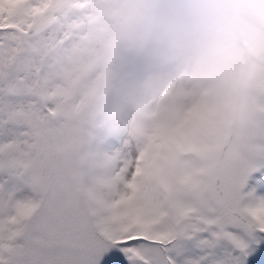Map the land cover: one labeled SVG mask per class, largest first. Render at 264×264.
Returning <instances> with one entry per match:
<instances>
[{
	"label": "snow or ice",
	"instance_id": "1",
	"mask_svg": "<svg viewBox=\"0 0 264 264\" xmlns=\"http://www.w3.org/2000/svg\"><path fill=\"white\" fill-rule=\"evenodd\" d=\"M59 2L0 0V264H264V127L165 229L133 205L135 183L115 201L96 194L41 99L39 34ZM202 93L206 105L212 92Z\"/></svg>",
	"mask_w": 264,
	"mask_h": 264
},
{
	"label": "rangeland",
	"instance_id": "2",
	"mask_svg": "<svg viewBox=\"0 0 264 264\" xmlns=\"http://www.w3.org/2000/svg\"><path fill=\"white\" fill-rule=\"evenodd\" d=\"M53 7L55 10L46 21L47 35L39 34V43L44 76L48 79L50 69L55 71L53 74L57 72L60 87L52 89L45 84L41 99L45 108L52 105L47 112L48 126L64 151L76 155L73 135L82 139L85 149L91 145L87 159L84 155L88 164L83 166V171L101 199L111 202L127 195L118 185L108 191L102 189L97 167L99 160L105 161L126 143L130 145L127 131L131 127L140 129L132 142L137 149L152 145L166 163L167 152L178 153L186 161H209L203 183L224 162L243 158L253 151L264 127V79L252 81L234 92L212 93L206 105L199 104L202 92L169 91L160 99L145 100L126 87L132 57L119 41L110 18L109 0H60ZM33 22L29 18L22 27ZM143 112L150 122L147 131L141 129ZM227 119L230 122L225 127ZM187 134H193L192 144L184 140ZM208 144L216 147L214 155ZM141 153L140 149L138 156ZM149 156L150 153H143L138 160L127 159L117 171L124 170L135 178L134 191L146 189L153 193V204L155 210L159 207L160 218L166 215L172 219L177 214L173 188L157 184L156 177H160L155 174L151 186L141 178L148 174L144 160L147 163ZM134 164H137L135 169ZM166 172L164 167L158 168L163 178ZM170 173L171 177L179 176V167L173 163ZM114 175L110 178L117 181ZM142 204L140 200L134 206ZM144 216L152 223L151 217Z\"/></svg>",
	"mask_w": 264,
	"mask_h": 264
},
{
	"label": "clouds",
	"instance_id": "3",
	"mask_svg": "<svg viewBox=\"0 0 264 264\" xmlns=\"http://www.w3.org/2000/svg\"><path fill=\"white\" fill-rule=\"evenodd\" d=\"M132 57L127 89L229 93L264 79V0H109Z\"/></svg>",
	"mask_w": 264,
	"mask_h": 264
},
{
	"label": "bare ground",
	"instance_id": "4",
	"mask_svg": "<svg viewBox=\"0 0 264 264\" xmlns=\"http://www.w3.org/2000/svg\"><path fill=\"white\" fill-rule=\"evenodd\" d=\"M49 72L51 73L48 74V79L46 83L47 87L52 89H56L60 87L57 78L58 77L57 72L53 74V72L55 71L52 72V69H50ZM142 115L145 116L142 119L141 129L147 131L150 122L144 112L142 113ZM227 120L228 121H225L224 123L225 127L228 126L230 122V119ZM208 124H210L209 121ZM62 125L65 127L66 122H63ZM137 130L139 131L140 129L138 127L137 129L131 127V129H128L127 131V136L130 135V139H129L130 145L126 143L125 145L121 146L117 152H113L111 155L105 158V161H101V160L98 161L97 173H98V178L100 179V184H101L100 187L102 189L104 187L105 190L108 191L109 189L116 188L118 185L120 188H122L123 192H127V194L130 193L131 191L128 185L134 183L135 178L133 179L132 175L128 174V172L124 173L125 172L124 170L117 171V168L122 166V163L124 164L127 159L138 160L143 153H150L149 158L146 160L147 163L144 160V164L146 165V167L144 166V169L147 168L148 174L146 176L141 175L142 180L145 181L146 185L151 186V184H153V182L155 181L154 174L159 176L160 179L156 177V183L161 185L162 187L173 188V192H175V197H176V200H174V202L177 207V212L180 211L190 202L192 193L203 185V181L205 178L203 174L206 168L209 167L210 162L204 161V162L196 163V161L194 160L193 162H191L190 160L186 161L185 157L183 158L182 155L178 153L167 152L168 163H166L162 160V158L164 157L160 154V151L153 150L152 145L139 147L137 149V146L132 143L133 140H136L137 138V133H138ZM180 135H182V133ZM193 138H194L193 134H187L184 137V140L192 144ZM73 140H74V148L76 151V155H74L73 157L79 161L81 165V170L86 175V173L83 171V166L87 163V161H85L84 155H86V159H87V156L89 155L88 153H91V145L87 149H85L82 144V139L80 137H77L76 135H73ZM209 147H210L209 149L211 150V155H214V152L216 151L215 150L216 147L212 145H209ZM140 149L143 150V153H141V155L138 156V152ZM173 163L176 164L177 167H179V174H178L179 176L177 177H171L170 167L173 165ZM136 166L137 164H134V169L136 168ZM160 166L164 167V170L167 171L165 178H163L158 174V168ZM129 167L130 169H132L133 165H130ZM112 175L117 177V181H115V178H110ZM132 194H134L135 196L133 205L139 203L140 200L141 202L144 203L141 206H139V208L143 210L146 217L152 218V223H150L151 226H154L159 229H165L169 227L170 221L172 220L171 216L167 217L166 215H163L164 217L160 218L161 212L158 210L159 207H157L158 209L155 210V206L153 204L154 201L153 200L154 198H152L153 193L148 192L145 189L144 192L141 190H137L134 191Z\"/></svg>",
	"mask_w": 264,
	"mask_h": 264
}]
</instances>
